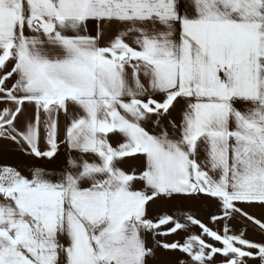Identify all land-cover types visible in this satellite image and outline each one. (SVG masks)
Returning <instances> with one entry per match:
<instances>
[{
  "label": "snow or ice",
  "instance_id": "snow-or-ice-1",
  "mask_svg": "<svg viewBox=\"0 0 264 264\" xmlns=\"http://www.w3.org/2000/svg\"><path fill=\"white\" fill-rule=\"evenodd\" d=\"M9 154L0 264H264V0H0Z\"/></svg>",
  "mask_w": 264,
  "mask_h": 264
},
{
  "label": "crops",
  "instance_id": "crops-1",
  "mask_svg": "<svg viewBox=\"0 0 264 264\" xmlns=\"http://www.w3.org/2000/svg\"><path fill=\"white\" fill-rule=\"evenodd\" d=\"M16 160V157L14 155H5L2 159H0V162L2 163H14Z\"/></svg>",
  "mask_w": 264,
  "mask_h": 264
},
{
  "label": "rangeland",
  "instance_id": "rangeland-1",
  "mask_svg": "<svg viewBox=\"0 0 264 264\" xmlns=\"http://www.w3.org/2000/svg\"><path fill=\"white\" fill-rule=\"evenodd\" d=\"M157 210H159V206H157ZM201 215L203 216L204 214H203V213H201Z\"/></svg>",
  "mask_w": 264,
  "mask_h": 264
}]
</instances>
